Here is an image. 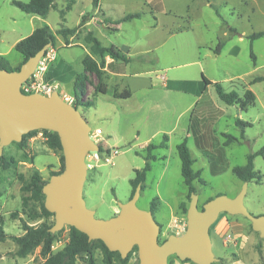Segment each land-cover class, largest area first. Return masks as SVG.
Wrapping results in <instances>:
<instances>
[{"label": "rangeland", "instance_id": "obj_1", "mask_svg": "<svg viewBox=\"0 0 264 264\" xmlns=\"http://www.w3.org/2000/svg\"><path fill=\"white\" fill-rule=\"evenodd\" d=\"M15 1L27 4L30 0H0V53L9 51L16 39L27 36L34 27L47 25L55 35L62 25L78 28L64 45L56 43L55 60L57 56V62L67 63L69 70L72 69L67 71L66 93L76 99L77 109L92 130L104 131L103 148L108 152L118 151L112 164H102L88 173L84 198L97 218L114 217L119 212V204L130 199V182L135 177L134 171L145 165L147 146L160 145L165 135L169 138L167 148L152 151L155 161L151 162L145 189L137 202L140 209L150 211L154 200L160 243L172 234L183 235L182 228L184 224L187 226V213L181 205L188 209L190 200L177 151V146L185 139L194 160L193 170L200 171L204 181L194 182L199 208L219 195L237 196L243 182L233 173V168L244 167L250 154L264 148V38L248 39L253 33L264 32V0H100L97 8L93 7V0H78L65 21L59 9L66 5V0H56L57 8L52 9L46 19L25 14ZM82 11L87 13L84 26L79 24ZM135 13L142 17L122 21ZM109 22L117 26L118 31L110 28ZM91 28L98 30L93 32L103 47L129 48L132 63L124 62L118 69L125 68L131 76L138 74L139 78L152 79L154 87L146 89L139 83L140 88L131 99L117 100L111 92L97 93V79L87 73L85 101L78 105L72 78L83 73L82 61L86 55L100 60L85 41ZM220 43L222 48L218 54ZM252 52L256 61L251 58ZM20 57L15 49L9 56L11 62ZM10 67L17 69L13 64ZM105 69V83L110 90L114 86L119 92V80H110L111 75ZM108 70L115 69L109 66ZM157 75L165 76L167 83L178 86L181 91L164 89ZM203 76L220 83L226 92L236 91L243 96L247 89L252 90L256 98L254 104L244 111L238 106L226 105L218 98L215 88L208 86L203 102L196 105L195 95L205 89ZM257 78L263 81L254 83ZM193 110L196 115L190 128ZM238 119L251 124L244 128V134L243 128L236 125ZM226 134L237 142L225 147L223 135ZM3 155L15 161L11 169H0V217L5 232L10 236H23L21 219L30 226L43 222L53 225L54 217H40L41 201L30 199L31 193L24 188L36 171L45 181L60 171L62 151L49 148L44 131H36L24 147L11 144L4 148ZM254 166L262 174L263 182L249 183L244 203L252 215L263 216L264 156H257ZM210 236L218 260L213 264H264V239L253 231L245 217L221 214L210 228ZM68 242L69 227L66 226L53 243L52 254L64 249ZM17 249L11 239L0 242L3 256L0 264H42L47 259L40 254V247L24 259L14 258L12 254ZM97 253L99 264H103L102 253ZM116 261L114 264H121ZM78 264H87V261L84 259ZM128 264H138L136 249L131 252ZM169 264L194 263L172 256Z\"/></svg>", "mask_w": 264, "mask_h": 264}, {"label": "water", "instance_id": "obj_2", "mask_svg": "<svg viewBox=\"0 0 264 264\" xmlns=\"http://www.w3.org/2000/svg\"><path fill=\"white\" fill-rule=\"evenodd\" d=\"M46 45L16 70H0V157L5 147L22 142L23 137L34 131L56 133L60 139L64 157V169L52 175L43 187L44 206L54 214L52 234L66 226L85 234L88 240L103 242L110 252L119 253L126 259L135 249L138 264H169L176 256L181 261L194 264H213L218 261L213 252L210 228L221 214L243 216L251 222L253 231L264 239V215L254 216L245 206L248 182L234 198L219 195L198 206L199 197L190 195L186 220L187 228L181 236L170 235L159 242L160 225L151 211L137 206L141 185L119 212L108 220L95 216L84 198V186L88 178L86 156L100 151L99 145L90 138L92 130L81 112L65 103L58 92L50 96L26 95L22 85L34 74L46 50Z\"/></svg>", "mask_w": 264, "mask_h": 264}, {"label": "trees", "instance_id": "obj_3", "mask_svg": "<svg viewBox=\"0 0 264 264\" xmlns=\"http://www.w3.org/2000/svg\"><path fill=\"white\" fill-rule=\"evenodd\" d=\"M66 8L60 11L62 19L64 18L67 11H70L73 5L76 3V0H66ZM55 0H30L29 3L25 4L19 1H15L14 4L25 14L39 16L43 19H46L49 15L51 9H53ZM100 3V0H93L92 4L94 8H97ZM142 14L135 13L127 15L123 18L122 21H131L134 19H140ZM86 16L82 18L80 26L85 25ZM78 28H66L62 26L58 30V34L61 35L65 40L70 36H75ZM264 38V32L253 33L248 37L251 41ZM85 41L91 45V51L93 54L99 56L100 60H95L92 56L87 55L83 61L84 71L81 74H77L75 77V96L77 98L78 105H83L85 101L84 96L87 92V73L94 75L97 79V84L95 90L99 94H106L108 86L105 83V57L110 56L114 61H123L129 63L131 58H128L121 50L116 49L115 47H103L99 40L95 37L92 32H88L85 36ZM46 45L56 46V36L49 26L45 25L44 27L36 29L30 36L22 39L15 45V50L24 56V62H26L30 57L38 53ZM222 48V43L218 45L216 53H220ZM251 58L253 61H256L254 53H251ZM20 68V67H19ZM17 68V69H19ZM0 70H9L12 71L8 61L0 56ZM263 81V78H257L254 83ZM203 85L206 87L208 85L215 88V92L218 98L229 106H238L241 110H246L250 105L255 102V94L252 90L247 89L243 96H240L236 91L226 92L220 83H213L203 76L202 78ZM253 83V84H254ZM131 96L129 91H124L122 93H115L114 97L118 99H128ZM87 105V103H86ZM91 105H89L90 107ZM77 108V107H76ZM236 125L242 127V132L244 128L251 127V124L246 123L238 119ZM36 132V131H34ZM34 132H31L23 137L22 142L18 143V146L24 147L26 145L27 139L32 136ZM47 138V145L51 149H58L62 151V146L60 139L56 133L49 131H44ZM226 139L224 146H229L233 142H237V139L230 135H223ZM164 142H161L160 145L155 146L154 144H149L147 146V154L144 156L145 165L140 170H135V177L131 180L132 186V195L133 196L137 186L141 185L142 191L145 189L144 183L146 182L147 173L151 171L152 164L151 162L155 161V156L152 154V151L155 149H165L167 148V143L169 138L167 135L163 136ZM16 144V143H15ZM101 151H104L103 146H100ZM178 155L181 159V175L184 179L186 186L188 187V199L190 200V195L196 193L194 187V182L199 181L204 183L201 178L200 171L193 170L194 160L191 157V152L185 139L177 146ZM257 156H264V148L256 153H252L248 156L247 164L244 167H234L233 173L237 176L239 180L243 183H256L261 184L263 182V176L260 172L255 170L254 160ZM63 164L60 171L54 173L53 175L59 174L64 169V157H62ZM15 161L13 159H8L4 155L0 157V169L7 171L11 169ZM48 181H45L38 171L34 172L31 178V182L24 188V191L31 193L30 199L41 201V213L40 217L48 218L54 217V214L46 210L44 206L45 195L43 194V187ZM130 197V198H131ZM210 200V199H209ZM208 200V201H209ZM207 202V201H206ZM181 208L187 213V208L184 204L181 205ZM150 211L157 213V207L154 203V200L151 203ZM16 216V213L13 214V217ZM22 228L25 231L23 236H10L8 235L3 227V219L0 217V242H4L7 239L13 240L17 246V251L12 254L14 258H26L37 248H41L40 254L47 259L42 264H77L78 260L86 259L87 264H96L95 252L99 250L103 256V264H114L116 259L119 260L121 264H128L129 256L126 259H122L119 253L110 252L103 242L89 241L88 237L76 230L73 227H69V242L61 251L52 254L53 243L57 240L61 232L52 234L50 229L53 225H49L47 222H43L39 226H30L24 220L21 219ZM3 256L0 254V258ZM188 261V260H187Z\"/></svg>", "mask_w": 264, "mask_h": 264}, {"label": "crops", "instance_id": "obj_4", "mask_svg": "<svg viewBox=\"0 0 264 264\" xmlns=\"http://www.w3.org/2000/svg\"><path fill=\"white\" fill-rule=\"evenodd\" d=\"M78 3V0H76V3L73 5V7L76 5ZM54 7H53V9H56L57 8V3H56V0H55V3H54ZM66 5H67V1H66ZM66 5L64 6V7H61L60 9H59V12L60 11H62V10H64L65 8H66ZM73 7H72V9H73ZM71 9V10H72ZM52 10V9H51ZM70 10V11H71ZM70 11H67V13H69ZM67 13L65 14V16H64V18H63V21H65V17L67 16ZM81 15V18H83L84 17V15L85 14H87V13H85V12H81L80 13ZM105 15V14H104ZM34 16V15H33ZM48 17V16H47ZM119 22H117L116 24H118ZM80 24V23H79ZM78 24V25H79ZM109 24H110V28H113L115 31H118V28H117V26H114V24L113 23H111V22H109ZM63 26V25H62ZM84 26V25H83ZM64 27H66V26H64ZM67 28V27H66ZM38 29V28H37ZM50 29L53 31V33L55 32L51 27H50ZM71 29V28H70ZM36 30V28L34 27V28H32V31L27 35V36H30L34 31ZM98 31L97 29H92L91 28V32L93 33V34H95L93 31ZM55 34V33H54ZM58 35L59 34H56L55 36H56V43L58 44V43H60V44H65V39L63 38V40L60 38V37H58ZM27 36H25V37H20V38H18V39H16L15 41H14V43L11 45V47H10V49H9V51H7V52H5V53H0V56H2V57H4L7 61H8V63L10 64V66H11V64H13V67L14 68H19L23 63H24V56L23 55H21L20 53V58H18L15 62H11V59L9 58V56H10V54H11V51L13 50V49H15V45L19 42V41H21L22 39H24V38H26ZM70 46H72V45H70ZM69 47V46H68ZM119 50H121L125 55H127L128 56V54H129V52H130V50H129V48L128 47H125L124 49L122 48V49H119ZM87 56V55H86ZM85 56V57H86ZM84 57V58H85ZM129 58H131V62H129V63H125L126 65L127 64H131L132 63V57H130V56H128ZM95 59V58H94ZM96 60V59H95ZM98 61V60H97ZM105 62H106V65H107V67H106V71L108 72V74H110L111 76H110V80H113V79H116V80H119V85L121 86L120 88V90H119V92L117 91V88H115L114 86L112 87V89L110 90V87L108 86V89H107V93L108 92H111L112 93V96H113V98L114 99H117V100H129V99H131L133 96H134V93H135V90L137 89V88H140V86H137V84H139V83H142V85L144 86V88L146 87V89H148L149 87H151V88H153L154 86V83L152 82V79H149V80H147L146 78H139V77H137L138 76V74H135L134 76H131V75H129V74H127L126 73V69L125 68H123V71H122V69L120 70V69H118V66L119 65H121V64H124V62L123 61H114L110 56H107V60H105ZM126 65H125V67H126ZM109 66L110 67H113V69H115L114 71H109L108 70V68H109ZM51 67H52V72H50L51 71ZM70 69V67H69V65L67 64V63H62V62H57V56H56V60H54V62L51 64V66H50V69H49V78L52 80V81H54L56 84H58L59 85V87L62 89V90H64L65 92H67L66 90H67V88L65 87L67 84H68V82H67V80H68V72L67 71H71V70H69ZM79 74H81V73H79ZM163 77V76H162ZM161 76H159V75H157V79L158 80H160V81H162L163 82V84H162V87L164 88V89H166V90H176V91H181L180 89H179V87L178 86H172V85H170L169 83H167L166 82V80H167V78L165 77L164 79L162 78ZM173 81V80H172ZM72 87L74 86V82H75V78H74V76H73V78H72ZM212 82V81H211ZM203 83V82H202ZM208 86H210V85H208ZM208 86H206L205 87V89H204V91H198V93L200 94V95H195L196 97H195V101H194V103L196 104V105H199L201 102H203V99H204V96H203V94H204V92L206 91V88L208 87ZM124 91H129L130 93H131V96L128 98V99H118V98H115L114 97V94L115 93H122V92H124ZM106 93V94H107ZM105 95V94H104ZM196 111V110H195ZM195 111L193 110L192 111V114H191V125H190V128L193 126V120L195 119L194 118V116L196 115L195 114ZM97 129H100V128H97ZM103 131V130H102ZM103 134H104V131H103ZM156 214V213H155ZM97 252H100L99 250H97L96 252H95V260H96V264H99V262H98V260H97V257H96V255L98 254ZM101 256V255H100ZM100 260H101V263H103V256H101L100 257ZM78 261H81V260H78ZM78 261H77V264H78Z\"/></svg>", "mask_w": 264, "mask_h": 264}, {"label": "built area", "instance_id": "obj_5", "mask_svg": "<svg viewBox=\"0 0 264 264\" xmlns=\"http://www.w3.org/2000/svg\"><path fill=\"white\" fill-rule=\"evenodd\" d=\"M56 50L53 46H50L37 65L34 74L25 82L21 91L26 94H41L44 96H50L53 92H58L60 98L67 104L76 107V99L62 90L58 84L49 78V68L55 60ZM165 78L164 76L162 77ZM103 136L102 129L91 130L90 138L95 142V144L101 146V140ZM118 153L117 150L113 152L98 151L89 152L86 156V164L88 168V173L92 170L97 169L102 164H112L113 157ZM187 226L184 224L183 230H186Z\"/></svg>", "mask_w": 264, "mask_h": 264}]
</instances>
